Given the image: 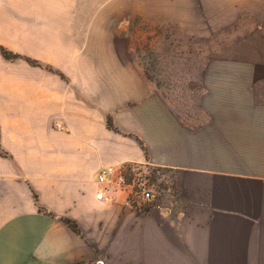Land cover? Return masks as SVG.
Returning <instances> with one entry per match:
<instances>
[{
    "label": "crops",
    "instance_id": "obj_1",
    "mask_svg": "<svg viewBox=\"0 0 264 264\" xmlns=\"http://www.w3.org/2000/svg\"><path fill=\"white\" fill-rule=\"evenodd\" d=\"M96 2L0 0V45L42 64L0 53V264H264V108L198 122L119 57ZM133 163L173 170L182 209L96 198L100 168Z\"/></svg>",
    "mask_w": 264,
    "mask_h": 264
},
{
    "label": "rangeland",
    "instance_id": "obj_2",
    "mask_svg": "<svg viewBox=\"0 0 264 264\" xmlns=\"http://www.w3.org/2000/svg\"><path fill=\"white\" fill-rule=\"evenodd\" d=\"M93 6L110 16L93 24L112 31L119 57L141 64L156 92L187 115L197 112L198 122L212 120L218 132L223 109L264 108V0H97ZM205 112L213 117L202 116ZM227 151L236 164V148L215 146V158ZM164 171L172 177L176 203L154 192L153 204L169 203L167 212L182 209L189 188L177 185L173 170ZM142 176L158 183L151 173Z\"/></svg>",
    "mask_w": 264,
    "mask_h": 264
},
{
    "label": "built area",
    "instance_id": "obj_3",
    "mask_svg": "<svg viewBox=\"0 0 264 264\" xmlns=\"http://www.w3.org/2000/svg\"><path fill=\"white\" fill-rule=\"evenodd\" d=\"M59 127V126H58ZM142 173L152 174L157 180V184L149 183ZM132 177V179H129ZM172 179L169 172L164 171L163 167L153 164H116L100 168L96 175L98 186L95 194L99 200H109L110 191H117L124 198V205L132 209H166L169 210V203H154L156 200L154 192L160 199H165L171 204L176 203L175 190L170 185ZM102 260H97V264H102Z\"/></svg>",
    "mask_w": 264,
    "mask_h": 264
},
{
    "label": "trees",
    "instance_id": "obj_4",
    "mask_svg": "<svg viewBox=\"0 0 264 264\" xmlns=\"http://www.w3.org/2000/svg\"><path fill=\"white\" fill-rule=\"evenodd\" d=\"M0 53L1 55L8 59V60H16V59H19V58H23L25 61H27L29 64L31 65H35V66H42L41 63H39L37 60H34V59H31L29 57H24V56H21L20 54L18 53H14L10 50H8L7 48H5L4 46L0 45ZM107 125L109 127H112V123L110 121V119L107 120ZM63 221L71 228L73 229L74 231H77V227H76V224L72 221V220H69L67 218H63Z\"/></svg>",
    "mask_w": 264,
    "mask_h": 264
}]
</instances>
